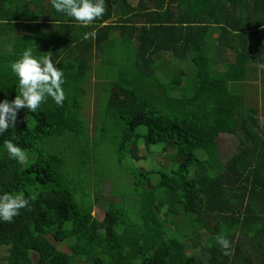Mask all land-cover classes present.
Here are the masks:
<instances>
[{
  "label": "trees",
  "instance_id": "16d2710c",
  "mask_svg": "<svg viewBox=\"0 0 264 264\" xmlns=\"http://www.w3.org/2000/svg\"><path fill=\"white\" fill-rule=\"evenodd\" d=\"M105 6L83 27L51 0H0V101L18 94L10 64L26 47L59 61L66 94L63 106L49 97L35 113L21 109L0 135V193L30 200L0 222V264H264V105L241 89L264 86V0ZM221 134L240 138L227 159ZM6 140L25 150V163L9 158ZM108 141L115 160L107 164ZM142 147L166 152L173 165L133 164L149 159ZM106 176L115 182L103 198Z\"/></svg>",
  "mask_w": 264,
  "mask_h": 264
},
{
  "label": "clouds",
  "instance_id": "9594fccd",
  "mask_svg": "<svg viewBox=\"0 0 264 264\" xmlns=\"http://www.w3.org/2000/svg\"><path fill=\"white\" fill-rule=\"evenodd\" d=\"M55 10L73 18L87 27L106 12L105 0H51ZM95 32L84 33V39L94 38ZM50 55L37 56L31 47H26L18 59L11 62V72L18 80V94L14 99L0 101V135L14 128L21 109L35 113L50 97L56 105L63 106L66 94L64 71ZM3 147L9 158L19 163L28 159L24 149L12 140L4 141ZM30 200L24 193H0V222H12L21 209L27 208ZM225 256L231 255V242L223 234L216 237Z\"/></svg>",
  "mask_w": 264,
  "mask_h": 264
},
{
  "label": "rangeland",
  "instance_id": "374dc122",
  "mask_svg": "<svg viewBox=\"0 0 264 264\" xmlns=\"http://www.w3.org/2000/svg\"><path fill=\"white\" fill-rule=\"evenodd\" d=\"M159 57V56H157ZM233 59V57H232ZM98 58L93 59V66L97 65L98 63ZM166 62H162V61H156L155 66L158 70L163 71V69L165 68ZM101 77H98L96 74V69L91 71V75H90V80L93 83H97V81L100 79ZM241 89L243 90L244 96L246 97H251L253 99H256L255 101H257L259 103V106L261 107L262 105H264V86H260L259 82H246V83H242L241 84ZM97 87V86H95ZM95 87L91 89V91L88 94L87 97V104L89 106V124L90 127L92 129V132L94 130V115L96 114L97 108L99 106H97V103H100V99L96 96L95 93ZM258 91V92H257ZM104 96H108L106 92L101 93ZM236 104L239 107H243L244 104H246L245 98L242 97L241 95H239L236 99ZM254 101V100H252ZM256 105L254 102L250 103L249 106H253ZM260 117V121L261 123L264 125V115L262 113H259L258 115ZM93 118V122H91V119ZM240 142V138L237 135H230V134H221L218 138V143H219V148H220V153L222 158L227 159L230 157V155L232 153H234L237 150V147L239 145ZM102 150H104V153H106V155L109 156V159H107V164L109 161L113 162V160H115V158L113 159L112 157V153H114V143H112L111 141H108V143L103 144L102 146ZM157 151V150H156ZM109 153V154H108ZM141 153L142 154H148L149 155V159L148 160H143V161H134L133 164H140L145 166L146 168L152 169V168H161V165H164L165 167H170L171 165H173V162H171V160L166 156V152L163 151H159V152H155V153H149L146 149H144V147L141 148ZM167 153H173L172 150H169V152ZM16 167H19V165H17ZM113 167V166H112ZM110 169H106V171H109ZM106 171L104 173H106ZM119 173L120 170L117 172H115L114 177L115 179L119 180ZM124 172L121 170V179L123 178ZM159 178V176H158ZM114 179L112 176H106L104 178V183L103 186L100 189V194L103 198L106 197H111L110 196V190L111 188L114 187ZM159 201L161 202V198H159ZM166 203V202H164ZM167 204L169 206L173 205V203L171 202H167ZM164 212V211H163ZM162 213V212H161ZM93 214L95 216H97L98 218L102 219L104 217V211L102 210V208L100 207H96L94 208ZM6 255L7 254V250L3 249L2 252H0V255Z\"/></svg>",
  "mask_w": 264,
  "mask_h": 264
}]
</instances>
